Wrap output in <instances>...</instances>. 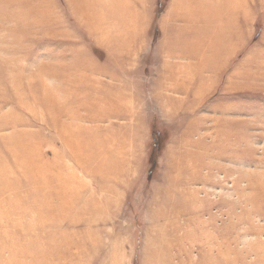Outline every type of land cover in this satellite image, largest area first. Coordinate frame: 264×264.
Returning a JSON list of instances; mask_svg holds the SVG:
<instances>
[{
	"label": "rangeland",
	"instance_id": "1",
	"mask_svg": "<svg viewBox=\"0 0 264 264\" xmlns=\"http://www.w3.org/2000/svg\"><path fill=\"white\" fill-rule=\"evenodd\" d=\"M72 1L0 0V264H264V0L146 33Z\"/></svg>",
	"mask_w": 264,
	"mask_h": 264
},
{
	"label": "crops",
	"instance_id": "2",
	"mask_svg": "<svg viewBox=\"0 0 264 264\" xmlns=\"http://www.w3.org/2000/svg\"><path fill=\"white\" fill-rule=\"evenodd\" d=\"M69 1H72V0H69ZM152 1L153 0H79L78 2H76L73 0L72 7L75 12L76 18L80 16L79 17L80 20L82 17L87 21V24L85 26L88 28L90 33L95 32L93 29H96V31L98 29L99 31H102L104 33L108 32L107 20L109 19L108 13L110 11L112 13L116 12L119 14V23L123 22L125 24H129L128 26L134 27L139 33L140 32L146 33L147 30H149V26H150L151 18H152V10H151ZM171 1L172 2L170 6H173V10H174L173 13L174 12L178 13V14L174 13L175 18L173 20L178 21V19H183L185 20V24L188 27H195L194 25H198V27L209 26L206 23H204L203 19L201 18H207L211 10L212 11L218 10V7L211 8V5H212L211 0H171ZM217 6H223V5H217ZM219 13H224V11L219 12ZM176 15H177V18H176ZM231 17H229V19ZM231 23L232 21H230V24ZM222 24L219 26L217 25L212 26L208 30L210 31L212 30L216 34L217 32L223 29L224 25ZM130 32L133 33L134 29L133 28L130 29ZM199 32L200 31L197 30V28H192L191 33L197 36H193V37L190 36L186 40V42H190V43L193 42L192 44L194 43L198 44L196 46V50H197L196 53L191 52L192 56H196V57L202 56V51L199 45L200 44L199 38H201L202 41L208 42L207 38H204L198 35ZM211 38H215V36L214 35L213 37L209 36V40ZM192 39H194V41H192ZM98 41L104 43V45H106L107 50L111 51L113 46L107 45L108 40H98ZM127 41H129L130 43L133 40L130 39ZM124 44L126 46V42ZM176 45L173 46V44H170L169 47L175 48ZM119 48L120 49L118 52H121V53L125 52L122 50V46H120ZM174 50L175 49H172V51ZM202 50H204V48H202ZM173 55L181 59L185 58L184 56L175 54V52H172L170 56L172 57ZM125 56H129V52H127ZM202 59L204 58L203 57L198 58L199 65H201ZM195 68L197 67L192 68L193 71L195 70ZM189 72H191V69L187 70V73ZM174 78L177 79L176 82H181L186 79V78H183V75L177 74L176 72L174 74H170V83H172Z\"/></svg>",
	"mask_w": 264,
	"mask_h": 264
},
{
	"label": "bare ground",
	"instance_id": "3",
	"mask_svg": "<svg viewBox=\"0 0 264 264\" xmlns=\"http://www.w3.org/2000/svg\"><path fill=\"white\" fill-rule=\"evenodd\" d=\"M240 3L241 4V2H243L244 3V1L243 0H211V7L213 8V7H218V10L217 11H219V12H223L224 11V13H225V11H228L229 10V8H233V6H225V5H233L234 3L235 4H237V3ZM217 5H223V6H217ZM220 8H222V9H220ZM234 8H236V9H239L240 8V10H242V6H235ZM233 8V9H234ZM227 9V10H226ZM221 10V11H220ZM223 10V11H222ZM240 10H238V11H240ZM200 11V10H199ZM212 11V10H211ZM210 11V13H212ZM224 27V26H223ZM210 42V41H209ZM214 42H215V44L217 45V39L215 38L214 39ZM52 99V98H51ZM53 99H55L54 97H53ZM68 143V142H67ZM8 253V252H7ZM14 256V255H13ZM60 260V259H59Z\"/></svg>",
	"mask_w": 264,
	"mask_h": 264
}]
</instances>
